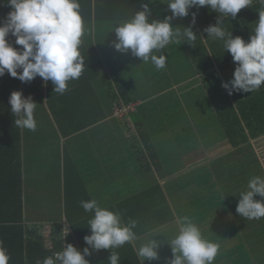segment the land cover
Instances as JSON below:
<instances>
[{
  "label": "crops",
  "instance_id": "obj_1",
  "mask_svg": "<svg viewBox=\"0 0 264 264\" xmlns=\"http://www.w3.org/2000/svg\"><path fill=\"white\" fill-rule=\"evenodd\" d=\"M149 7V22L171 16V10L161 0H154ZM260 9L254 0L252 7L242 8L235 18L224 22L256 24ZM9 11L7 0H0V23ZM219 15L207 7H193L187 17H176L171 24L181 32L183 27L192 26L196 44L203 41L208 46L212 40L204 29L215 24ZM118 23H99L94 19L84 22L80 51L85 68L79 79L68 82L64 94L55 93L51 81L46 85L34 79L20 81L23 95L31 96L37 103L36 131L22 129L27 232L47 239L51 227V235L62 234L64 239L73 235L83 252L90 247L84 237L91 234L88 221L93 213L85 212L80 202L95 199L101 207L119 212L124 222L130 218L138 221L134 230L137 239L114 249L120 255V264H140L133 244L138 249L150 238H157L160 243L158 258L145 260L144 264H168L173 256L168 243L178 231L177 215L190 216L206 239L220 244L213 264H242L237 254L232 256L240 233L250 254L247 264H264V251L255 257L258 243L261 246L257 250H264V218L248 220L236 212L248 181L255 176L264 178V134L249 136L238 146H233L226 134L223 138V125L206 86L213 74L222 76L223 67L210 49L208 59L206 49L193 50L195 46L186 42L170 43L163 50L166 67L157 70L130 50L122 53L115 49L113 27ZM6 39L13 47L22 48L11 34ZM224 55L232 58L228 52ZM234 69L235 65L230 71L234 73ZM116 78L123 80L125 95L120 94ZM112 89L119 94L114 101ZM117 99L139 106L134 122L130 118L136 129L113 118L112 106ZM192 106L214 113L215 129L222 131L214 143L202 146L198 141L200 146L191 147L178 142L175 135L186 130L185 114L186 122L194 124L189 127L197 133L194 137L204 139L196 125L204 114ZM207 153L210 155L206 157ZM255 198L264 200L258 194ZM228 234L234 236L226 238ZM229 239L228 254L223 243ZM49 243L47 239L51 246ZM90 252L85 257L90 264H108L110 249L90 248Z\"/></svg>",
  "mask_w": 264,
  "mask_h": 264
},
{
  "label": "clouds",
  "instance_id": "obj_2",
  "mask_svg": "<svg viewBox=\"0 0 264 264\" xmlns=\"http://www.w3.org/2000/svg\"><path fill=\"white\" fill-rule=\"evenodd\" d=\"M154 0L142 3L130 19L113 27L116 50L127 53L129 50L142 62H151L157 70L166 67L167 56L164 49L170 43H188L195 46L197 35L192 26L183 27V32L171 24L176 17H187L193 7H207L219 13L215 24L204 29L207 38L223 41L226 50L233 59L235 69L233 78L223 81L222 87L229 95L233 92H254L264 85V0H257L261 9L259 19L246 42L240 36H233L224 26L226 18H235L245 7H252L254 0H161L171 10V16L163 20L149 22L152 15L149 7ZM11 11L4 22L0 23V76L5 72L21 82H30L37 76L45 82L51 81L58 94H64L68 82L79 79L85 68V59L80 46L85 32L80 12L79 0H7ZM196 22V13H192L191 24ZM9 34L15 37L13 47L6 39ZM156 53H160L157 55ZM21 69V71H18ZM14 124L21 129L35 132L37 122L34 112L37 103L31 96L25 97L19 90L9 97ZM257 194L264 197V178L255 176L248 181L247 190L242 192L236 206L239 216L248 220L264 218V200L256 199ZM85 212L93 213L88 221L90 235L84 237L86 245L83 252L73 244L64 245L62 251L37 259L36 264H90L85 258L92 250L110 249L108 264H120L121 258L114 249L126 243L132 244L137 235L134 231L138 221L129 219L124 222L119 212L101 207L95 199L81 201ZM178 231L171 239L173 253L168 264H213L220 251V244L206 239L190 216H176ZM160 243L150 238L134 250L140 259L158 258ZM10 255L0 241V264H9Z\"/></svg>",
  "mask_w": 264,
  "mask_h": 264
},
{
  "label": "trees",
  "instance_id": "obj_3",
  "mask_svg": "<svg viewBox=\"0 0 264 264\" xmlns=\"http://www.w3.org/2000/svg\"><path fill=\"white\" fill-rule=\"evenodd\" d=\"M79 3L84 22L94 19L99 23H109L130 19L135 11L141 9L145 0H79ZM236 22L237 24H232L226 21L224 26L228 31L231 30L234 37L240 36L247 42L253 34L255 24H246L245 21L238 23L240 20ZM200 48L206 49L207 52L210 49L218 64L223 67L222 76L219 73L213 74L206 86L228 140L233 146H238L248 140L249 136L257 138L263 135V85L252 93L233 92L229 95L222 87V82L233 78L230 70L235 64L230 56L224 57L227 51L224 50L223 41L212 40L208 42V46L200 41L193 50ZM207 58L211 59L210 54ZM35 81L38 82L37 77ZM116 81L120 94L125 95L126 86L123 80L116 78ZM39 82L45 84L41 77ZM16 90L20 91L18 78L11 77L7 72L0 76V241L10 255L9 264H36L37 259L42 260L54 252L62 251L68 243L73 244L79 251L80 249L73 235H67L64 239L62 234H53V245L50 247L43 235L27 232L25 228L22 129L14 124L15 117L11 113L9 103L11 93ZM111 93L113 101L119 98L115 90L112 89ZM126 101L124 102L130 103ZM138 111L139 106L135 112L130 113L133 122ZM133 124L136 129L135 123Z\"/></svg>",
  "mask_w": 264,
  "mask_h": 264
},
{
  "label": "rangeland",
  "instance_id": "obj_4",
  "mask_svg": "<svg viewBox=\"0 0 264 264\" xmlns=\"http://www.w3.org/2000/svg\"><path fill=\"white\" fill-rule=\"evenodd\" d=\"M39 78L40 77H38L37 76V79H38V82H39ZM34 81H35V78H34ZM192 107H194L195 109H198V110H200V111H202L203 112V114H204V116L203 117H200V119L199 120H196V125H197V127L199 128V129H201V131H202V135L204 136V139L203 140H201L200 138H198V137H194V135H196L197 133L195 132V131H193L192 129H190L189 127H192L194 124H192V123H189V122H186L187 121V117H188V115L187 114H185L184 115V118H183V123L185 124L184 125V127L186 128V130L185 131H183V129H181V131H182V134L180 133V131H179V134H178V136L177 135H175L176 136V138L178 139V142L179 143H181V145H183V146H186V145H191V147H193V146H200L199 144H198V141H201V144H202V146L203 145H208V144H210V143H214V141H217L218 140V132H222L221 130H219V129H215V125H216V122L214 121V119H213V117H212V115L214 114L213 112H212V110H208V109H206L205 107L203 108V109H201V106H192ZM118 120V119H117ZM218 120V119H217ZM220 121V120H219ZM124 124H126L127 126H129V127H131V129H134L133 128V124H129L128 122H125ZM187 126V127H186ZM183 127V128H184ZM204 130H207L206 132H204ZM181 135H183V136H181ZM186 135V136H185ZM223 138H225V133H223ZM219 147V146H218ZM212 152H214V151H212ZM208 155H210V153H207L206 154V157L208 156ZM204 156V153H202V155H201V157H203ZM264 161V160H263ZM258 162V161H257ZM259 164V163H258ZM259 166H260V164H259ZM255 173H260V171H256ZM240 223L241 224H243V220H242V218H240ZM52 230V229H51ZM243 235H246L244 232H243ZM226 236V234L224 233V237ZM232 236H234V234H228L227 235V237L226 238H228V237H232ZM226 238H224V240L226 239ZM49 241V240H48ZM232 241H233V245H234V242H235V239H234V237H233V239H232ZM230 242H231V239H229L228 240V242L227 241H224V243H223V245H224V247H228V249L226 250L227 252H228V254L230 253V247H229V245H230ZM237 244H238V247H237V249H233L232 250V256H233V258H234V256H236V254H237V258H238V260L240 261V263H242V264H247V259L249 258V256H250V254H249V250H248V248H247V242H246V240L243 238V236H242V234L240 233L239 234V237H238V240H237ZM49 245H53V243L52 242H50L49 243ZM50 246V247H51ZM259 246H261L259 243H258V247ZM257 247V248H258ZM257 248H256V253H255V257L256 258H259L260 256H261V252H263L264 250L263 249H258L257 250ZM237 250V251H236ZM224 252H225V248H224ZM226 255H224V257H225ZM251 256H252V254H251Z\"/></svg>",
  "mask_w": 264,
  "mask_h": 264
},
{
  "label": "built area",
  "instance_id": "obj_5",
  "mask_svg": "<svg viewBox=\"0 0 264 264\" xmlns=\"http://www.w3.org/2000/svg\"><path fill=\"white\" fill-rule=\"evenodd\" d=\"M137 104L136 103H124L122 101L118 102L117 104L114 105L113 108V113L114 116L120 120H130V113L136 111ZM49 232L47 235V239L51 242L52 240V230L51 227L48 228Z\"/></svg>",
  "mask_w": 264,
  "mask_h": 264
},
{
  "label": "bare ground",
  "instance_id": "obj_6",
  "mask_svg": "<svg viewBox=\"0 0 264 264\" xmlns=\"http://www.w3.org/2000/svg\"><path fill=\"white\" fill-rule=\"evenodd\" d=\"M120 101H122V100H117V101L114 103V105L117 104V103L120 102ZM122 102H123V101H122ZM127 104H129V103H127ZM113 108H114V106H113ZM134 112H135V111H134ZM130 116H131V115H130ZM113 117H115V116H114V113H113ZM115 118H116V117H115ZM130 118H131V117H130ZM116 119H118V118H116ZM118 120L121 121V122H123V123L128 122L130 125L132 124L131 120H129V121H128V120H124V121H123V120H120V119H118Z\"/></svg>",
  "mask_w": 264,
  "mask_h": 264
}]
</instances>
